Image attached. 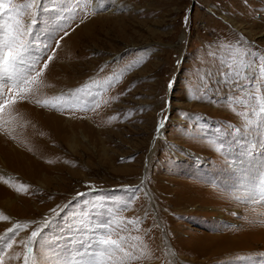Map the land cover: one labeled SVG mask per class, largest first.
<instances>
[{
    "label": "rangeland",
    "instance_id": "rangeland-1",
    "mask_svg": "<svg viewBox=\"0 0 264 264\" xmlns=\"http://www.w3.org/2000/svg\"><path fill=\"white\" fill-rule=\"evenodd\" d=\"M39 7L42 39L54 44L61 25L69 35L31 102L0 116V237L31 222L5 249V264H23L19 241L45 217L35 264L119 261L101 255L96 240L105 235L138 257L125 264H264L263 243L246 242L254 252L218 253L226 232L264 233V147H251L264 144V117L245 108L247 95L223 75L251 72V54L264 56V0H44ZM36 11L26 9L22 23ZM256 95L264 103V89Z\"/></svg>",
    "mask_w": 264,
    "mask_h": 264
},
{
    "label": "snow or ice",
    "instance_id": "snow-or-ice-1",
    "mask_svg": "<svg viewBox=\"0 0 264 264\" xmlns=\"http://www.w3.org/2000/svg\"><path fill=\"white\" fill-rule=\"evenodd\" d=\"M43 2L44 0H31L30 3L17 9L13 6V0H0V116H3L6 110L12 109L19 103L24 101L31 102L39 91L40 85L43 83L41 78L44 72L48 70L49 64L55 58V49L59 47L60 40H63L65 36L69 35V32L66 30L68 26L61 25L56 31L59 33V31L63 30V35L55 39L54 44L47 43L42 39L44 33L37 31L36 25L41 23L38 18V11L41 10L39 6ZM32 8H36L37 11L32 13L31 22L25 25L22 23L21 17L26 9ZM81 23H83V20ZM251 55L253 56L251 65L255 66L253 71L237 72L235 74L224 73L223 75L227 77L226 83H235L239 91L247 95L245 108H252L257 116L264 117V103H261L260 98L256 95L258 90L264 89V56L257 53H252ZM241 81H244V83L241 84ZM168 87H172L171 81ZM203 95H207V92H203ZM233 100L236 103H244L242 98L233 96H228L225 102ZM36 103L39 104L40 101L37 100ZM92 103L95 104V101ZM256 105H260L258 111L255 108ZM42 106H48V102L45 101ZM51 106L56 108L55 104ZM95 107H99V104H95ZM248 123L251 124L254 121L249 120ZM163 127V121L157 123V134ZM233 131L239 133L240 130L233 129ZM226 135L231 136V133ZM236 142L245 144L246 140L239 139ZM223 146L222 143L221 147ZM251 147L253 149H259L264 147V144L257 142L252 144ZM243 151L251 154L248 148H244ZM261 158L264 159V155ZM4 183L7 184L8 181L4 180ZM253 195H255V192ZM259 197L264 200V183L260 184ZM129 204H131V200L120 211H127ZM51 211L56 212V209H51ZM4 219L7 220L9 218L4 217ZM49 220L50 218L45 217L44 225L34 228L29 237L19 241V244L23 245L24 248L23 264H35L33 245L37 237L40 236L42 228L48 225ZM30 224L31 222L23 224L16 223L12 228L7 230L5 236L0 237V264H5L4 258L7 255L5 249H11L14 244H17L16 236L19 235L20 231L27 230ZM98 226L102 227L103 222ZM96 244L104 246L105 252L101 253L102 256L107 254L113 258L115 256L121 257L119 261L113 259L112 264H125V261L138 259L132 251L125 248L123 243L111 239L110 236L105 235L99 238L96 240ZM89 247L91 248L92 245L90 244ZM87 254L85 252L86 256ZM15 258L20 259L19 254Z\"/></svg>",
    "mask_w": 264,
    "mask_h": 264
},
{
    "label": "bare ground",
    "instance_id": "bare-ground-1",
    "mask_svg": "<svg viewBox=\"0 0 264 264\" xmlns=\"http://www.w3.org/2000/svg\"><path fill=\"white\" fill-rule=\"evenodd\" d=\"M119 25V24H118ZM126 25L123 23L121 28H120V31H122V34L123 32L126 34L127 32V29H125ZM115 28V24L113 26V29ZM119 32V30H118ZM67 73V72H66ZM70 73V72H69ZM68 77V76H67ZM70 80V79H68ZM13 153V152H12ZM258 222V221H257ZM260 222V221H259ZM258 222V223H259ZM255 223V222H254ZM257 223V224H258ZM257 225H253V227ZM245 227V226H244ZM243 228V227H242ZM260 228V227H259ZM262 229V228H261ZM264 230V229H263ZM246 235L244 236H237V231H234V230H231L229 231L228 233L226 232V234L224 235L225 237V247L224 249H218V253L219 254H222L225 253L227 254H237V252H240V251H249V252H254L255 249L253 248H249L247 247V244L246 242H249L250 244H254V243H263L264 244V233L260 235V230L258 229H254V228H246ZM249 244V245H250ZM254 247V246H253ZM249 248V249H248ZM200 250V249H199ZM201 251V250H200ZM184 254L186 252H183ZM191 254H195V255H198L197 253H194L192 251H190ZM206 253V252H205ZM183 255V254H182ZM188 255V254H187ZM237 256V255H236ZM240 257V256H239ZM242 257V256H241Z\"/></svg>",
    "mask_w": 264,
    "mask_h": 264
}]
</instances>
